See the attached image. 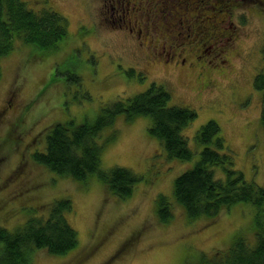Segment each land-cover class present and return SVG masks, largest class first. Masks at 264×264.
Masks as SVG:
<instances>
[{
    "label": "rangeland",
    "instance_id": "rangeland-1",
    "mask_svg": "<svg viewBox=\"0 0 264 264\" xmlns=\"http://www.w3.org/2000/svg\"><path fill=\"white\" fill-rule=\"evenodd\" d=\"M23 1L64 16L68 33L48 51L16 36L0 58V226L13 231L28 217L46 214L51 201L69 197L67 219L78 240L65 254L34 249L30 263L197 264L201 254L228 249L236 236L254 244L257 210L250 202L196 219L174 203L172 218L163 223L155 199H172L174 178L199 157L195 132L213 119L234 168L264 185L262 92L254 82L257 73L264 76V0H154L150 20L158 28L147 27V35L134 23L147 12L135 19L141 13L134 1L124 0L131 32L109 0ZM172 51L178 53L173 59ZM151 83L169 87L172 104L196 110L182 131L194 150L191 159H168L162 142L148 133L149 117L118 115L95 142L102 145V169L121 165L141 175L129 198L107 191L94 174L81 183L35 160L54 122L93 120L106 104ZM214 169L221 174L220 166Z\"/></svg>",
    "mask_w": 264,
    "mask_h": 264
},
{
    "label": "trees",
    "instance_id": "trees-1",
    "mask_svg": "<svg viewBox=\"0 0 264 264\" xmlns=\"http://www.w3.org/2000/svg\"><path fill=\"white\" fill-rule=\"evenodd\" d=\"M67 33V19L51 8L36 11L23 0H0V58L11 51L16 36L36 49L48 51L56 48ZM254 82L262 92L260 123L264 127L263 74L257 73ZM171 98L169 87L151 83L144 91L106 104L93 120L54 122L46 129V148L33 156L58 176H68L81 183L94 174L107 191L119 199H127L141 175L121 165L102 169V145L95 139L106 126L113 125L118 115H123L125 120L143 115L150 119L148 133L162 142L168 159H191L194 150L182 131L196 118L197 112L188 106L172 104ZM114 136L115 133L110 134L109 139ZM194 138L201 146L199 157L191 168L174 178L172 199L165 194L157 195L159 220L164 223L172 218L174 203L190 219H196L214 218L233 204L250 202L257 210L254 244L241 235L236 236L228 249L216 250L208 256L201 254L197 264H264V221L260 218L264 210V185L245 179L242 171L234 168L235 158L216 120L203 123ZM215 166H220L221 174L216 173ZM72 209L69 197L56 198L49 203L46 214L28 217L13 231L0 226V264H31L29 252L34 249L56 255L69 252L78 244L77 231L67 219Z\"/></svg>",
    "mask_w": 264,
    "mask_h": 264
},
{
    "label": "flooded vegetation",
    "instance_id": "flooded-vegetation-1",
    "mask_svg": "<svg viewBox=\"0 0 264 264\" xmlns=\"http://www.w3.org/2000/svg\"><path fill=\"white\" fill-rule=\"evenodd\" d=\"M106 1H107V0H105V2H106ZM131 1L137 2V3L139 4V7H140L139 10H138V12H140L141 14H136V15H134L133 17H134L135 19H136V17L138 18L139 16H141L142 13H144V11L147 12V15L144 16L143 19H140V20H138L137 22H136V21L134 22V23L138 24V28H137L138 32L140 33L142 30H144V28H145V31H146L147 27H148V28H149V27H153L154 29H155V28H158V27H155L156 24L150 20V13H151V14L153 13V15H154V13H155V9H154V10L152 9V7H153V8L155 7V6L152 4V2H154V0H126L127 3H132ZM134 2H133V3H134ZM109 3H111V8H112V7H117V6H119L117 9H115V11L118 10V12L121 13V15L119 16V18L122 20V17H123V19L127 21L126 24L130 25V28H129L130 32L133 31L134 26L132 25V23H131V21H130V17H129V18H128V17H127V18L124 17V16H125V13H126V15L129 13V10H130L131 7H127V6H125V5H124V4H125L124 0H109ZM132 8H134V6H133ZM134 9H135V8H134ZM113 13H114V10H113ZM113 13H112V14H113ZM127 16H128V15H127ZM153 20H154V18H153ZM208 20H209V19H208ZM204 21H205V20H204ZM139 22L142 23V24L140 25ZM142 33L144 34L143 31H142ZM148 33H149V32H148ZM148 33H147V31H146V34H144V35H147ZM207 34L210 35V31H208ZM211 36H212V35H211ZM147 37H148V36H147ZM171 54H172V55H171L170 58H172V59L174 58L175 55H178V53H176V52H174V51H172ZM184 60H185V58L182 57V58H181V62H182V64L184 63Z\"/></svg>",
    "mask_w": 264,
    "mask_h": 264
}]
</instances>
